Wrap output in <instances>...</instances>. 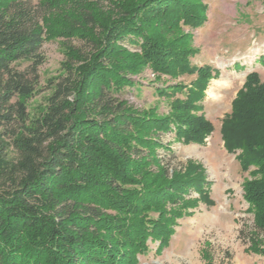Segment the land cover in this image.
<instances>
[{
    "label": "trees",
    "instance_id": "16d2710c",
    "mask_svg": "<svg viewBox=\"0 0 264 264\" xmlns=\"http://www.w3.org/2000/svg\"><path fill=\"white\" fill-rule=\"evenodd\" d=\"M208 8L206 0H0V143L16 154L9 160L0 148V264H139L149 241L160 254L179 219L200 201L214 203L201 163L171 169L158 154L172 151L161 134L203 145L214 131L195 112L219 71L193 64L199 51L186 30L202 27ZM49 41L60 42L64 75L31 119L25 99L37 90ZM147 69L156 79H195L160 90L169 112L140 109L123 94ZM183 90L185 100L173 99ZM221 135L242 169L254 168L243 198L253 215L249 249L264 256L258 73L247 75Z\"/></svg>",
    "mask_w": 264,
    "mask_h": 264
},
{
    "label": "rangeland",
    "instance_id": "374dc122",
    "mask_svg": "<svg viewBox=\"0 0 264 264\" xmlns=\"http://www.w3.org/2000/svg\"><path fill=\"white\" fill-rule=\"evenodd\" d=\"M35 4L39 0H33ZM207 21L193 33L192 45L199 53L194 65H210L219 76L209 82L205 99L195 114L212 122L214 131L205 144L185 143L172 133L161 134V140L170 150L158 149L159 157L171 169L184 167L189 160L201 163L206 169L209 197L214 202L190 209L192 213L178 220L175 234L169 246L156 253L158 243L149 241V251L139 257V264H264V256L249 249V231L253 228V215L243 198V183L250 178V170L244 171L236 159L237 153H229L221 135L222 120L232 111V101L243 86L247 75L259 74L264 82V0H206ZM133 50V48H130ZM45 56L39 67L40 82L36 92L25 99L31 119L45 112L52 94L51 86L64 75L63 49L59 41L42 45ZM28 62L16 67L25 70ZM195 75L179 78L156 75L147 69L135 80L140 85L127 89L123 98L140 109L158 107L159 112H169V102L160 94L161 89L178 83L189 85ZM210 90H213L210 93ZM183 90L173 99L185 100ZM1 151L9 160L16 154L10 146L0 143ZM191 197L198 198L197 193ZM152 217L158 213L152 211ZM204 255H207L206 259Z\"/></svg>",
    "mask_w": 264,
    "mask_h": 264
},
{
    "label": "bare ground",
    "instance_id": "6f19581e",
    "mask_svg": "<svg viewBox=\"0 0 264 264\" xmlns=\"http://www.w3.org/2000/svg\"><path fill=\"white\" fill-rule=\"evenodd\" d=\"M213 90H210V93H212Z\"/></svg>",
    "mask_w": 264,
    "mask_h": 264
}]
</instances>
